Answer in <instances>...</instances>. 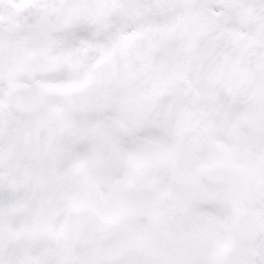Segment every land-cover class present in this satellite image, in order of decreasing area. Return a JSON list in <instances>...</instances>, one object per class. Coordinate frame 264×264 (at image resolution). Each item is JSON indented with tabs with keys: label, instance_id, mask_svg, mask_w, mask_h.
Here are the masks:
<instances>
[{
	"label": "snow or ice",
	"instance_id": "6c2138e0",
	"mask_svg": "<svg viewBox=\"0 0 264 264\" xmlns=\"http://www.w3.org/2000/svg\"><path fill=\"white\" fill-rule=\"evenodd\" d=\"M0 264H264V0H0Z\"/></svg>",
	"mask_w": 264,
	"mask_h": 264
}]
</instances>
